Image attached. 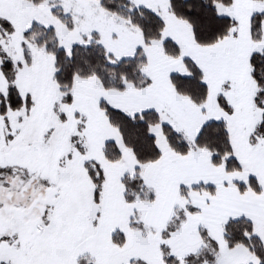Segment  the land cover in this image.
<instances>
[{
    "label": "snow or ice",
    "instance_id": "1",
    "mask_svg": "<svg viewBox=\"0 0 264 264\" xmlns=\"http://www.w3.org/2000/svg\"><path fill=\"white\" fill-rule=\"evenodd\" d=\"M0 264H264V0H0Z\"/></svg>",
    "mask_w": 264,
    "mask_h": 264
}]
</instances>
